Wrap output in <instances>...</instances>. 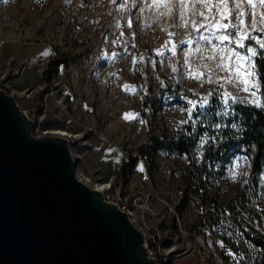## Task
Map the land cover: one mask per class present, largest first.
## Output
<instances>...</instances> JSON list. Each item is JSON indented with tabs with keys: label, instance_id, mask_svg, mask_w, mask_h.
Masks as SVG:
<instances>
[{
	"label": "rangeland",
	"instance_id": "obj_1",
	"mask_svg": "<svg viewBox=\"0 0 264 264\" xmlns=\"http://www.w3.org/2000/svg\"><path fill=\"white\" fill-rule=\"evenodd\" d=\"M205 2L208 0H0V51L3 45L11 43L14 54L29 61L46 47L47 60L59 61L48 83L41 79L47 60L37 71L32 68L35 81L40 82L21 90L18 97L14 96L16 101L20 107L34 106L37 93L43 92L44 104L43 95L51 90L45 118L52 122L51 128H62L68 123L72 132L79 133L71 146L75 149L73 156L79 158L83 154L86 167H92L86 174L97 181L106 180L112 173L119 175L115 168L128 156L135 155L150 136L168 140L178 136L180 127L191 117L188 109L194 108L189 101L201 106L210 96L238 98L244 102L253 99L240 91L238 81L228 82L229 72L218 67L222 63L220 57L230 55L226 49L243 53L244 48L238 47L232 35L235 27L226 31L201 27L209 23L203 18L209 15L202 7ZM237 2L228 0L236 27L239 26L234 19ZM240 2V10L248 13V0ZM154 3L164 6L154 7ZM262 17L264 5L256 9V22L260 23ZM243 19L248 33L261 39L262 34L253 30L252 15L246 14ZM221 35H228L229 39L217 40ZM247 40L255 44V40ZM245 42V46L251 45ZM13 61V57H0V88L8 92L17 73L11 67ZM223 63L229 61L226 59ZM190 70L198 78H190ZM125 85L129 86L128 90ZM146 98L152 99L147 110L149 123L142 116ZM57 100L65 105L66 112L54 105ZM126 114L135 118L126 119ZM94 132L104 135L109 145L107 152L117 149L106 168L100 158L94 162L99 154ZM202 141H197L196 159L192 161L184 154L156 150L151 174L143 160L138 159L127 180H134L146 171L163 198L182 206L179 209L181 227L202 236L213 233L224 264H251L257 249L251 246L249 237L264 235V167L258 176L254 197L242 206L237 193L243 187L247 172L245 155L237 153L221 172L217 166L206 167L201 184L203 197L215 201L219 209L231 211L233 221H240L238 227H248L247 237L236 234L230 242L226 241L214 234L213 211L207 203H199L196 191L200 185L195 176L189 178L190 171L197 169ZM101 142L105 143L100 141V145ZM99 169L105 176L99 175ZM89 187L94 188L93 184ZM169 221L167 217L166 222ZM191 258L190 251L176 258L173 264H188ZM195 261L196 255L191 263Z\"/></svg>",
	"mask_w": 264,
	"mask_h": 264
},
{
	"label": "water",
	"instance_id": "obj_2",
	"mask_svg": "<svg viewBox=\"0 0 264 264\" xmlns=\"http://www.w3.org/2000/svg\"><path fill=\"white\" fill-rule=\"evenodd\" d=\"M33 125L0 88V264H158L126 213L76 178L69 140Z\"/></svg>",
	"mask_w": 264,
	"mask_h": 264
},
{
	"label": "trees",
	"instance_id": "obj_3",
	"mask_svg": "<svg viewBox=\"0 0 264 264\" xmlns=\"http://www.w3.org/2000/svg\"><path fill=\"white\" fill-rule=\"evenodd\" d=\"M261 38H264V35H261ZM245 43L252 44V41L246 39ZM256 47L259 53L264 54V48ZM254 59L259 70L264 72V59H261L260 55ZM57 64L59 61L54 58L46 61L41 74L43 82L50 81ZM261 83L264 84V80ZM260 91L264 93V87ZM42 93L38 92L34 100L35 111L41 109ZM240 101L243 99H222L210 96L205 105H195L191 117L180 127L176 138L168 140L150 136L137 148L135 155H130L127 160L119 163L117 167L119 175L126 178L138 159L143 160L147 172L151 174L155 166L156 150H164L171 154H184L192 161L196 159L194 158L196 143L200 139L203 141L200 146L199 163L196 170L190 171L189 178L195 176L201 187L207 166H217V171L221 172L229 160L241 152L248 162L247 185L238 191L237 199L241 206L246 205L248 200L255 195L258 176L264 167V108L255 107L247 102L240 103ZM151 103L150 98L144 101L146 111L142 113V116L147 123H149L147 110ZM178 209H182V206ZM247 236L248 234L245 237ZM249 242L253 248L257 249V254L251 264H264V235H252L249 237Z\"/></svg>",
	"mask_w": 264,
	"mask_h": 264
},
{
	"label": "built area",
	"instance_id": "obj_4",
	"mask_svg": "<svg viewBox=\"0 0 264 264\" xmlns=\"http://www.w3.org/2000/svg\"><path fill=\"white\" fill-rule=\"evenodd\" d=\"M38 71L41 73V69ZM44 87H46V84ZM50 92L51 90L44 93V104L41 105L39 111H35L34 106L21 107V111L33 120L34 125L31 132L33 136L58 134L66 137L71 144L79 133L72 132L68 128V123L62 128H51L50 124L52 122L47 121L45 118V112L47 111L46 100ZM54 105L65 111V105H61L60 101L57 100ZM94 134L99 141L107 143L104 135L96 132ZM74 152L75 149L72 146V155H74ZM76 158L74 157V159ZM125 158H127V154L124 155ZM178 175H181L180 172ZM75 176L88 186L93 184L94 189L100 188L105 202L115 204L121 211L126 213L130 222L144 236L146 256L154 259L158 264H173L176 258L186 255L190 251L196 255V261L191 264H224L220 260L213 233L202 236L192 230L181 227L178 203L173 204L169 199L163 198L153 179L146 171L144 174L136 176L134 180H127L128 176L123 178L120 175H111L106 180H101L97 175L100 179V181H97L91 175L78 170L75 171ZM246 176L242 183L243 186L247 185ZM196 193H198L200 198L199 203H207L213 211V219L215 221L213 232L215 235L221 236L230 242V239L236 237V234H240L241 237H245L248 234L246 225L238 227L237 223H240V221L238 219L233 221L234 214L231 211L227 209L221 210L215 201L205 199L201 187L197 189ZM167 217L171 219V222H166Z\"/></svg>",
	"mask_w": 264,
	"mask_h": 264
},
{
	"label": "snow or ice",
	"instance_id": "obj_5",
	"mask_svg": "<svg viewBox=\"0 0 264 264\" xmlns=\"http://www.w3.org/2000/svg\"><path fill=\"white\" fill-rule=\"evenodd\" d=\"M248 4V13L240 10V0H238L236 4L238 11L236 12L234 19L238 23V27L232 23L233 16L231 15L228 0H208V2L202 4V7L208 11L209 15L203 16V13H199V15L203 16L206 21H209L208 24L201 25V27L212 28L215 29V31H226L230 27H235V32L232 33V35H235L238 47L244 48V52L241 53L239 51L226 49V52H230V55L221 56L220 59L222 63L218 65V67L224 68L229 72L228 82H233V80L238 81L241 86L240 91L248 93L253 98L250 101H247V103H251L255 107L264 108V93H261L260 91L261 88L264 87V84L261 83V81L264 80V72L259 70L256 60L254 59V57H257L258 55H260L261 59H264V54L259 53L256 47V44H258L260 48H264V38L257 39L256 37H252L247 31V25L243 19L246 14L252 15L253 30L264 35V17H262V21L260 23H257L255 20L256 9L260 5H264V0H259V3H255L254 0H248ZM153 6L162 7L164 5L162 3H154ZM171 11L174 10H170V12ZM181 20L182 22L184 21L183 15H181ZM193 27L196 28L195 21H193ZM196 30L199 29L197 28ZM169 35H171V33H169ZM213 35H215V32H213ZM201 39H206V37H201ZM216 39L224 42L228 40L229 37L228 35H221L217 36ZM246 39L255 40V44L245 46L243 42ZM168 43H171V41ZM47 54L48 53H45V55ZM157 54L162 55L161 52H158ZM226 59L229 63H223ZM133 63H136V61L134 60ZM189 75L190 78H198L193 75L191 70ZM125 89L128 90L129 86L125 85ZM132 91H134V89H132ZM224 95L227 97L228 94L225 93ZM188 103L195 107L192 101H189ZM225 103H227V100H225ZM240 103H244V101H240ZM191 111L192 109L189 108V117L191 116ZM125 118L134 119L135 117L132 116V114H126ZM237 167H240V165L237 164Z\"/></svg>",
	"mask_w": 264,
	"mask_h": 264
},
{
	"label": "crops",
	"instance_id": "obj_6",
	"mask_svg": "<svg viewBox=\"0 0 264 264\" xmlns=\"http://www.w3.org/2000/svg\"><path fill=\"white\" fill-rule=\"evenodd\" d=\"M14 49L15 48L13 47V45L11 43L3 45L2 50L0 51V57L3 59L8 58V57L14 58V61H13V64L11 65V67L15 71H17V73L15 74V76L13 77V79L10 82L11 83L10 84L11 91H9V92L11 94H13L14 96L18 97L17 94L20 93L21 90H24L26 87L35 86V85L39 84L40 80L35 81L36 76L34 73H32V68H35L37 71V68L39 67V65H41L42 62L47 60L49 53H48V49L46 47H42L39 52L35 53V55L32 57L33 59H30L29 61H25L23 56H21V55L17 56L16 54H14V52H15ZM45 53H48V54L45 55ZM95 138H93V139L97 143H99V150H98L99 154L95 157L94 162H96L100 158V163H102V166H104V167L105 166L107 167L108 165L110 166L111 162L108 161V159H110L112 152H114V153L117 152V149L111 148V150H109L107 152V150H108L107 146H109V145L107 143H102V142L100 145V141H98ZM76 160H77L76 168L78 171H81L83 173H90V169H92V167L91 168L86 167V164L84 162L85 156L83 154H80V157L79 158L77 157ZM115 169L117 170V168H115ZM98 171H99V175L101 177L103 175L105 176V173H103V175H102V172H103L102 169H99ZM111 175H116V174L112 173L109 176H111ZM194 259H195V255L192 253V258L190 259L188 264L193 262Z\"/></svg>",
	"mask_w": 264,
	"mask_h": 264
},
{
	"label": "bare ground",
	"instance_id": "obj_7",
	"mask_svg": "<svg viewBox=\"0 0 264 264\" xmlns=\"http://www.w3.org/2000/svg\"><path fill=\"white\" fill-rule=\"evenodd\" d=\"M98 190H99V191H101V189H100V188H99Z\"/></svg>",
	"mask_w": 264,
	"mask_h": 264
}]
</instances>
